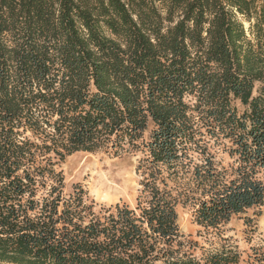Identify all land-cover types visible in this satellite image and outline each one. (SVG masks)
I'll use <instances>...</instances> for the list:
<instances>
[{"label": "trees", "instance_id": "16d2710c", "mask_svg": "<svg viewBox=\"0 0 264 264\" xmlns=\"http://www.w3.org/2000/svg\"><path fill=\"white\" fill-rule=\"evenodd\" d=\"M79 152L135 156V206L68 191ZM179 207H264V0H0V264H242Z\"/></svg>", "mask_w": 264, "mask_h": 264}, {"label": "rangeland", "instance_id": "374dc122", "mask_svg": "<svg viewBox=\"0 0 264 264\" xmlns=\"http://www.w3.org/2000/svg\"><path fill=\"white\" fill-rule=\"evenodd\" d=\"M136 165L137 158L132 155L114 158L105 153L79 152L68 157L59 170L66 178L68 191L82 185L100 205L135 206L140 188ZM178 214L182 233L199 243V255L229 246L239 252L243 264L253 255L254 248L264 247V207L235 216L222 228L221 236L199 227L188 208L179 207Z\"/></svg>", "mask_w": 264, "mask_h": 264}]
</instances>
